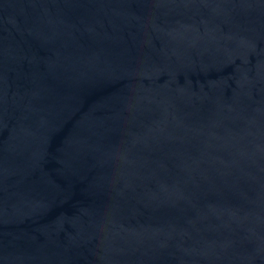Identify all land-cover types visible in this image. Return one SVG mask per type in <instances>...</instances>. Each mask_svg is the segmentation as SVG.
<instances>
[{
	"label": "water",
	"instance_id": "95a60500",
	"mask_svg": "<svg viewBox=\"0 0 264 264\" xmlns=\"http://www.w3.org/2000/svg\"><path fill=\"white\" fill-rule=\"evenodd\" d=\"M0 264H264V0H0Z\"/></svg>",
	"mask_w": 264,
	"mask_h": 264
}]
</instances>
